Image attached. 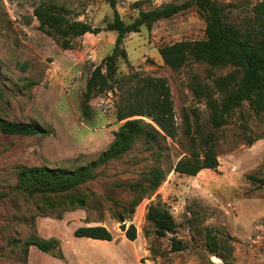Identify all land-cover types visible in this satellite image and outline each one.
Wrapping results in <instances>:
<instances>
[{
	"label": "rangeland",
	"instance_id": "obj_1",
	"mask_svg": "<svg viewBox=\"0 0 264 264\" xmlns=\"http://www.w3.org/2000/svg\"><path fill=\"white\" fill-rule=\"evenodd\" d=\"M40 1L0 0V118L36 123L48 130L33 136L0 131V264H26L24 241L34 235L57 238L64 259L29 246L30 264H80L100 257L108 258L106 264H138L129 243L100 244L73 236L74 228L81 225L100 224L119 233L117 216L121 214L127 217L126 226L135 225L136 238L146 240L151 259L157 257L159 264H264V184L252 179L264 176V138L246 145L238 111L214 130L205 102L192 93L195 80L212 84L214 77L231 67L188 61L173 71L158 53L163 44L205 37V21L197 7L160 19L150 30L142 25L138 32L127 33L114 66L102 67L111 89L95 92L90 114L84 115L81 97L86 79L114 46L117 32L104 28L112 20L113 9L106 0H59L69 9V18L102 29L63 36L58 28L42 26L32 15ZM134 1L120 0L117 5L126 23L139 10L185 0H144L132 8ZM215 1L228 4V20L242 23L256 0ZM133 70L166 78L173 100L175 137L160 138L151 148L137 140L127 153L98 166L96 177L79 188L86 197L82 209H46L39 199L16 190L21 166L72 168L95 159L108 146L112 130L120 124L115 88ZM242 110L250 128L247 134L264 132V117H256L246 102ZM210 131L215 135L218 168L202 169L196 175L173 171L176 161L192 149L191 137L198 142ZM152 166L169 172L152 196L141 198L143 192L131 191L126 184ZM139 198L133 212H125ZM157 199L167 205L176 222L175 232L164 237L154 235L145 220L147 205ZM206 233L220 242L218 253L208 251ZM172 237L183 243L182 250L170 251ZM146 259L150 257L143 255L140 261Z\"/></svg>",
	"mask_w": 264,
	"mask_h": 264
},
{
	"label": "trees",
	"instance_id": "obj_2",
	"mask_svg": "<svg viewBox=\"0 0 264 264\" xmlns=\"http://www.w3.org/2000/svg\"><path fill=\"white\" fill-rule=\"evenodd\" d=\"M113 9L111 21L105 24L106 30L117 32L114 46L99 64L90 71L85 90L81 97V110L84 115L90 114V100L97 91L111 89L108 77L102 67L110 69L115 64L123 37L130 32H138L142 25L148 30L152 25L164 18H169L182 10L195 5L204 18L205 37L197 40H178L163 44L158 53L163 63L176 71L188 61L206 63L212 67L230 66L231 69L223 75L212 79V84L195 80L192 93L198 100H203L209 110L210 125L214 130L229 122L231 116L238 111L242 116V130L246 137L245 143L250 146L255 141L264 138V132L249 135V126L243 117L242 107L248 108L258 117H264V0H256L242 23L228 20V4L215 0H185L181 3L167 2L154 8L139 10L134 19L126 23L121 18L117 5L120 0H106ZM144 0L131 3L132 8L138 7ZM69 9L59 0H41L33 7L32 15L42 26H54L63 36L69 34L83 35L98 33L99 27H93L81 19L68 17ZM116 89V90H115ZM116 119L120 122L117 129L112 130V139L108 146L98 156L76 167H51L45 164L19 167L14 188L30 198L39 199L46 209L84 208L86 197L79 192L80 186L96 177V168L110 160L117 159L127 153L137 140L151 148L160 138H174L176 127L174 122V107L171 90L166 78L154 76L143 71L133 70L123 76L117 84ZM113 90V91H114ZM196 119L197 116H196ZM187 133L190 123L187 120ZM0 131L10 135L33 136L48 133L39 124L0 118ZM192 149L188 156L179 158L172 170L187 175H196L202 169L216 170L219 166L218 154L215 149V135L208 132L196 142L191 137ZM169 172V171H168ZM168 172L160 166H152L134 182H127L131 191H141L144 196H152L165 180ZM264 184V176L252 178ZM131 203V208L125 212H133L140 199ZM120 229L126 238H136V227L133 223L125 225L126 216L118 215ZM57 218H61L58 215ZM145 220L157 237L174 233L175 219L167 205L157 199L150 201L146 207ZM74 237L112 240L113 236L104 225H81L73 230ZM170 251H180L183 243L177 238L170 239ZM36 246L45 253L58 259H64L60 241L57 238H42L34 235L24 241L26 258L28 247ZM206 246L209 252L218 253L220 242L206 233Z\"/></svg>",
	"mask_w": 264,
	"mask_h": 264
},
{
	"label": "crops",
	"instance_id": "obj_3",
	"mask_svg": "<svg viewBox=\"0 0 264 264\" xmlns=\"http://www.w3.org/2000/svg\"><path fill=\"white\" fill-rule=\"evenodd\" d=\"M109 231L111 232V234L113 236L112 240H103V239L91 238L92 240H90V241H92L94 243H100V244L101 243L105 244V243H109V242H114L115 240L123 242V243H129V244L134 246V254H135L136 260L138 261V264H144V263H146V264H159V262L157 261V257H156V259H151L152 256L150 255V250L147 247V242L145 239L143 241L138 240L137 238H135L134 240H129L128 238H126L124 231H122L121 229H120L119 233H116L114 230L112 231V229H109ZM143 255H148L150 257V259H146V261H144V262L140 261V258ZM83 256H85V254ZM107 261H108V258L100 257L98 259H92V260L91 259L85 260V261L81 260L80 264H106ZM26 264H30L28 256L26 259ZM170 264H174V263L171 261Z\"/></svg>",
	"mask_w": 264,
	"mask_h": 264
}]
</instances>
